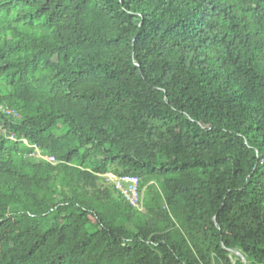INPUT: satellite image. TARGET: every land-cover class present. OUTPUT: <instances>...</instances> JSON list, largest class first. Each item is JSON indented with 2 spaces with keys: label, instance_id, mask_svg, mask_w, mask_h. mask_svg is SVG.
<instances>
[{
  "label": "trees",
  "instance_id": "16d2710c",
  "mask_svg": "<svg viewBox=\"0 0 264 264\" xmlns=\"http://www.w3.org/2000/svg\"><path fill=\"white\" fill-rule=\"evenodd\" d=\"M0 103V264H264V0H0Z\"/></svg>",
  "mask_w": 264,
  "mask_h": 264
},
{
  "label": "built area",
  "instance_id": "2783aa9c",
  "mask_svg": "<svg viewBox=\"0 0 264 264\" xmlns=\"http://www.w3.org/2000/svg\"><path fill=\"white\" fill-rule=\"evenodd\" d=\"M4 113L17 115V113L14 110L0 103V118L3 117ZM7 131H8L7 126L0 121V135L7 133ZM10 137L15 138L14 135H10ZM39 155L45 157L42 154L41 150H38V154L36 157H39ZM46 157L53 162H57L56 157L53 155ZM106 176L110 181L114 183L116 188L123 193V195L130 201V203H132L136 207L142 208L143 197L140 190V178L138 176H134V175L118 176L114 173H107Z\"/></svg>",
  "mask_w": 264,
  "mask_h": 264
},
{
  "label": "rangeland",
  "instance_id": "374dc122",
  "mask_svg": "<svg viewBox=\"0 0 264 264\" xmlns=\"http://www.w3.org/2000/svg\"><path fill=\"white\" fill-rule=\"evenodd\" d=\"M43 157L41 156V155H39V157H35L34 159L38 162V161H40L41 159H42ZM109 173H114V172H109ZM127 176V175H126ZM142 196L144 197V191H143V194H142Z\"/></svg>",
  "mask_w": 264,
  "mask_h": 264
},
{
  "label": "water",
  "instance_id": "95a60500",
  "mask_svg": "<svg viewBox=\"0 0 264 264\" xmlns=\"http://www.w3.org/2000/svg\"><path fill=\"white\" fill-rule=\"evenodd\" d=\"M237 254L241 255L243 259L246 261V257L240 252V251H235Z\"/></svg>",
  "mask_w": 264,
  "mask_h": 264
},
{
  "label": "crops",
  "instance_id": "0c3cea01",
  "mask_svg": "<svg viewBox=\"0 0 264 264\" xmlns=\"http://www.w3.org/2000/svg\"><path fill=\"white\" fill-rule=\"evenodd\" d=\"M115 174V173H114ZM117 175V174H116ZM110 181V180H109ZM112 184H114L112 181H110ZM116 187V186H115Z\"/></svg>",
  "mask_w": 264,
  "mask_h": 264
}]
</instances>
